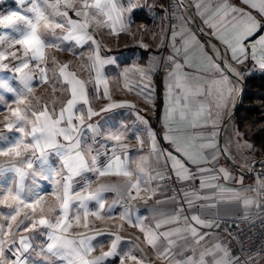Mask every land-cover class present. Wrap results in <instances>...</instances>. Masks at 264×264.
<instances>
[{"label":"crops","instance_id":"crops-1","mask_svg":"<svg viewBox=\"0 0 264 264\" xmlns=\"http://www.w3.org/2000/svg\"><path fill=\"white\" fill-rule=\"evenodd\" d=\"M184 1L189 10L183 12L177 6L176 20L171 28L165 24L164 12L167 0H131L132 4L137 5V7L132 8L130 12L123 11L121 13L127 28L125 31H120L119 25H116L118 34H113L112 22L108 21L107 17L102 14L97 13L94 18L89 19L87 30L96 41V44H93L90 40L84 44H77L75 40L63 41L62 48L64 50L54 51L61 55L54 53L51 56L50 53H53V48H45L44 61L29 60V68L24 69L25 72L31 71L34 77L32 84H35L38 80L37 63L40 67L46 68L50 81L55 79V82L58 80L65 82L67 99L71 98V85L68 81L72 79L73 74L76 79L83 81L74 69H70L73 68L74 64L84 63L92 73L87 82L83 81L84 89L88 93L91 107L100 114L88 120L86 115L88 105H84L82 102L78 104L77 107L85 113V124L81 126L83 130L79 135L82 139L85 134L87 140L84 141L83 139V142L89 146L94 147L96 142L101 141L106 149L115 148V155H119L122 160L127 156L131 162L130 170L134 174L132 182H136L135 176L140 177V193L136 200L130 199L127 191L123 193V200L129 205L127 210L121 209L116 204L109 213L108 205L118 199L117 193L115 191L102 193V202L105 208L101 214L105 218L97 220L95 217L89 216L88 222L92 229H102L104 234L96 236L92 241L95 250L89 258L98 256L102 251L108 250L112 239L115 238L108 235V232L111 231L118 232L122 237L118 245L121 255L130 252L137 259L142 260L143 264H177L178 261L186 260L188 257L199 261L201 255L206 251L213 253V255L205 257L207 264H214L216 260L221 258L225 261V264H232L234 261L232 256L229 254L225 256L223 251L216 249V245H220L221 249H225L215 233L216 220L249 216L258 205L255 191L262 181L261 175L258 173L256 176L255 172L250 171V166L256 159H251L242 154L240 149L242 144L239 145L232 132V120L227 123V118L235 103L238 84L235 78L232 77V73H227L232 77L231 86L233 91L223 107H217V93L211 84L212 70L210 62L220 66L231 65L237 72V65L241 64L232 59V52L218 38V35L228 36L231 34V10L228 9L227 15L225 14L222 9L224 0ZM50 2H53V0H50ZM226 2L264 22V16H261L256 9L250 8L244 0H226ZM118 6L127 9L130 6L129 0H118ZM19 9L20 6L16 3V0H3V3H0V14H7L9 11ZM44 9L46 14L53 11L46 5ZM61 10H64L62 5ZM69 11L71 12L70 9ZM89 11L96 12L94 9ZM191 16L197 21L198 26L208 38L216 43V46L199 33L191 20ZM73 18L81 22L84 21L83 16L75 17L73 14ZM56 19L63 18L56 17ZM56 31L58 36L66 32V30L60 29ZM4 32L8 33L9 38H18L19 36L18 33L11 30L0 29V33ZM173 33H176L175 41L173 40ZM260 35H264V28H261L255 36L246 41V45L249 46V55L242 64L244 66L250 63L252 69L258 71L262 70L257 61L252 59L250 45ZM48 39L53 38L49 36ZM186 41L188 42L187 47ZM97 44L99 45L98 55L100 59H111V63L96 64L93 67L94 58L97 55ZM111 44L116 45L111 47ZM8 48L7 41L0 43L2 51ZM68 48L72 50V56L67 60L62 59V55H68ZM114 48H118L116 54L113 53ZM132 48L138 49L132 50ZM17 49H19V55L23 58V50L20 49V46L17 45L10 51ZM176 49L180 50L179 55L176 54ZM221 52L226 58V64H223L220 60ZM89 57H93V60H90ZM169 57H172L182 67L180 87L177 86L176 76H169V73L174 71ZM259 58L260 53L258 50L257 60ZM54 59L56 63H53ZM186 59L187 63H185ZM8 61L6 63L8 68L0 69V81H7L10 86L19 90L22 87L18 79L19 74L9 69L18 65L20 61L12 60L11 57ZM65 64L67 68L65 69V75L62 76L60 67ZM205 69H208V71H205ZM140 70H143L145 74H142ZM97 71L100 74L99 83H97ZM197 87L200 92L195 95L190 94V89L195 91ZM106 88L109 98H105L104 95ZM9 94L12 93L0 89V95L4 97L3 101H0V113L8 105L7 98ZM15 99H12L9 103L13 107H15ZM110 103L125 106L102 112L101 109ZM99 104L101 105L99 106ZM201 106L204 108V115L196 119L194 114L200 111ZM172 109H175V111H170ZM152 110L154 111L152 112ZM181 111L185 114L183 119L180 116ZM79 114L78 111L76 115ZM138 117H142L143 120ZM88 123L97 125L102 133V136L97 135L95 137V141L92 139V133L86 127ZM193 124H195V127H193ZM115 131L124 134L120 142L106 139L109 132ZM150 132L155 137L158 152L162 153L159 161H157L156 155H150L152 149ZM200 134H203L202 139L198 138ZM73 135H76V133H73ZM58 139L61 143L67 145L68 142L64 141L62 137ZM209 139L214 141L216 147L201 148V145H206ZM173 140L178 142L188 141L193 144L194 150L203 151L206 154L208 163L198 167L196 164L188 162L177 152ZM231 143H234V147L240 150L242 155L236 151H231ZM83 150L87 158L90 153L86 152L85 149ZM169 154L181 160L185 167L192 172L193 178L179 179L183 183L192 184L194 188L193 192L181 198L171 196L162 183V179L158 176V173L163 175L165 169L169 168L172 174L177 177L172 171L171 162H168L165 167L164 157ZM91 156L94 155L91 154ZM56 157L54 152H49V165H53V159H56ZM57 158L59 159V157ZM113 158L114 152L111 151L101 162V167L106 166ZM142 158H145L143 161L145 172L143 173L137 167L138 164H141ZM200 167L209 171L201 174L199 172ZM221 169L226 170L230 178L225 179L224 173L220 171ZM261 170H264V166L258 169V171ZM83 175L91 181L88 191L98 188L101 184L120 186L127 183V178L122 175H107L104 177H99L98 174L93 173H84ZM213 176L216 179H213ZM54 178L61 179L60 176ZM81 179V177L74 178V191H81L79 187L83 183L84 187L86 186L85 180L82 179L81 181ZM42 181L46 182L43 185L42 194H49L53 188L52 181ZM202 182L205 184L204 187H202ZM77 183L80 186H77ZM27 184L25 181V192L31 186V183L29 186ZM28 193L30 195L31 192L28 191ZM82 194L86 195L87 193L83 192ZM132 194H136L135 190ZM149 197L151 198L149 199ZM189 200L191 204H189ZM245 201H251V203L246 204ZM87 205L90 212L99 210V205L95 200L87 201ZM125 211H128L133 223L136 222L137 218L144 221L145 230L157 233L172 232L170 239L173 243L169 244L168 239L159 235L156 246L149 245L144 240V232H141L139 228L132 227L126 221L120 220L121 213ZM78 212L81 215V224L78 226L72 220L73 227L69 230L70 238L78 239L77 234L80 233V230L94 234L83 227V209H80L79 203L74 201L69 209V216L74 217ZM161 213L167 215L162 216ZM109 215H111V219L107 218ZM177 215L179 216L178 221L172 224H162L160 229H156L157 221L162 222ZM193 216L200 217L201 220L211 224L212 227L202 228L192 220ZM55 219L53 222H55ZM121 225L123 226L121 227ZM189 225L196 227L200 234L204 235L205 239L200 244L197 245L191 232L186 230ZM46 229L48 230L46 233L52 231ZM176 229L182 231L178 232ZM165 248L170 250L168 255H160L159 253ZM53 257L56 258V261L59 260L60 263L67 264L66 261ZM105 264H119V257H109L106 259ZM127 264H135V262L129 260Z\"/></svg>","mask_w":264,"mask_h":264},{"label":"snow or ice","instance_id":"snow-or-ice-1","mask_svg":"<svg viewBox=\"0 0 264 264\" xmlns=\"http://www.w3.org/2000/svg\"><path fill=\"white\" fill-rule=\"evenodd\" d=\"M250 8L256 9L261 16H264V0H244ZM3 3V0H0ZM16 3L20 6L19 10H13L7 12V14H0V29L11 30L14 33H18V38H9L8 33H0V43L8 42L9 49L15 48L17 45L23 50V58L19 55V49L9 51L5 49L0 51V62L7 61L10 57L12 60H19L20 63L13 68L9 69L19 74V82L22 87L17 90L10 86L7 81H0V89L4 92L12 93L16 99L14 101L15 107L7 105V115H4L3 120L0 121L3 129L8 132L19 133L12 141L7 142V137L4 136L3 131H0V140L6 141L3 147H0V156L10 157L8 161L0 163V173L5 171H13L19 177L15 187H9L6 191L2 192V199L0 204L5 205L11 211L3 216V220L7 221V224L0 223V237H8L9 240L0 239V264H6L5 244L11 242L12 237L16 235V230H19L23 226L25 232H31L36 229L37 225L51 229L47 233L50 243L47 244L46 251L52 256L58 257L61 261H66L67 264H105V261L109 257H119V264H127V261H134L135 264H143L142 260L137 259L135 255L130 252H126L121 255L118 250V245L122 239L118 232H108V235L114 236L111 245L107 251H102L100 255L91 257L92 252L95 250L92 241L96 236L104 234L102 229H92L89 225V216L95 217L97 220H102L105 217L101 214L105 205L102 202V193L106 191H115L118 199L114 200L112 204L108 205V211L111 212L112 208L120 203L124 199L123 193L127 191L130 199L136 200L140 193V177L135 176V183L132 182L133 172L130 170V159L125 156L122 160L119 155H115V148L113 149L114 158L103 167L98 166V159L96 156H91L89 163L86 158V154L82 148V140L80 133L82 127L85 124V113L77 107L81 102L84 105H88L87 119L91 120L93 117L98 116L100 113L93 110L89 103L88 93L84 89V82L75 78L74 74L72 79L68 81L71 85V98H67L66 102H62V106L57 113L55 104L49 108L51 101H44L42 107L39 110L30 107L31 101L28 97L33 92L32 80L33 76L31 71L25 72L24 69L29 68V60L31 61H44L45 48H55L57 51L64 50L62 48L63 41L75 40L77 44H84L87 41H91L96 44L94 38L89 34L88 21L90 18H94L97 13L107 17L108 21L112 22L113 34L116 32V25H119L120 31H125L127 25L122 19L121 13L123 11H131L132 8L137 5L132 4L129 0V7L127 9L118 6V0H16ZM53 9L50 14H46L44 6ZM61 5L64 10H61ZM71 10V12L69 11ZM96 10V12H90L89 10ZM222 9L227 15V10H231L232 20L230 21L231 34L228 36L218 35V38L225 43L229 50L232 52V59L237 63H243L244 59H247L249 55V46L246 45V41L250 37H253L258 33L261 28H264V22L256 19L255 16L250 13H245L240 9H237L224 0L222 3ZM75 17H84V21L74 19ZM56 17H62L63 19H56ZM99 23V21H98ZM57 29L66 30L65 34H57ZM53 39H48V37ZM176 33H173V40L175 41ZM186 47L188 42L186 41ZM251 56L254 61H257L261 70H264V35H260L253 44L250 45ZM99 45L97 44V55L94 58L93 67L96 64L111 63V59L101 60L98 55ZM259 50L260 58L257 60V51ZM180 50L176 49V54L179 55ZM93 60V57H89ZM172 63L174 71L169 73V76L175 75L177 78V86L180 87L182 80V67L176 63L172 57H169ZM53 63H56L55 59ZM187 63V59L185 60ZM37 69L40 73V80L44 84H49L51 81L47 75L46 68H42L37 63ZM8 68V64L0 63V69ZM67 65L60 67V74L65 75V69ZM210 68L212 70L211 84L214 86L217 93V107H223L226 105L230 94L233 91L231 86L232 77L239 76L240 74L231 65L220 66L218 64H212L210 62ZM142 74H145L143 70H140ZM208 71V69H205ZM227 73H232L230 77ZM100 74L97 71V83H99ZM56 91L53 86V92ZM60 91H64L63 88ZM200 89L197 87L195 91H191L190 94H198ZM105 98H109L108 90L105 89ZM3 95H0V101H3ZM37 104H39V98H37ZM123 104L110 103L106 107L102 108V112H108L111 109L124 107ZM134 107V106H132ZM79 115H76L77 112ZM172 112L175 109L170 110ZM204 115V108L201 106L200 111L195 113L196 119L201 118ZM181 119L185 117L183 111L180 113ZM143 120L142 117H138ZM146 123V121H145ZM215 123V122H213ZM87 129L92 133V139L95 141V137L100 135V128L92 123L86 125ZM195 127V124H193ZM76 133V135H73ZM149 136L152 137V149L150 155H156L157 161L162 157V153L158 152L154 135L150 132ZM214 136V133H213ZM62 137L64 141H67V145L61 143L58 138ZM124 137L122 132H109L107 135L108 140L120 142ZM168 138V137H166ZM198 138H203V134H200ZM143 143V141H141ZM176 146L177 152H179L188 162L199 165L208 163L206 154L203 151L194 150V145L188 141L178 142L173 140ZM209 147L215 148L216 144L212 139H209L206 145H201V148ZM249 147H252L249 145ZM54 152L59 157L61 167L57 170L54 166L49 165V152ZM91 152L90 147L88 153ZM19 160L18 166L15 162ZM142 158L141 164L137 167L141 173L145 172L143 167ZM165 159V167L168 162L172 164V171L176 174L180 180H186L193 178L192 172L185 167V164L175 156L169 154ZM209 171L208 169L199 168V172L204 174ZM224 173L225 179L230 178L226 170L221 169ZM67 173V174H65ZM84 173L98 174L99 177L107 175L124 176L127 178V183L124 185H106L101 184L98 188L88 191V187L91 181L85 177ZM60 176V180H55L54 177ZM160 179H164L163 175L158 173ZM81 177L85 180V188L81 191H74V178ZM27 178H31L33 185L37 184V178L40 180H48L53 182L52 191L49 195L56 201V206H50L47 211L53 213L56 217L55 222L46 218L43 213L45 209L43 204L45 197L38 193L25 195L24 181ZM155 178V177H154ZM216 179L215 176L212 177ZM205 184L202 182V187ZM133 190L136 194L133 195ZM86 192L87 194H82ZM151 197H149L150 199ZM174 199V198H173ZM95 200L99 205V210L90 212L88 209L87 201ZM79 203V208L83 209V227L89 229L90 233H78V239L70 238L69 230L73 227L72 220L76 225L81 224V215L79 212L74 216H69V209L73 202ZM191 204V201H188ZM246 204L251 201H245ZM25 209L29 211H24ZM41 213L40 218L35 219L37 211ZM155 212V210H153ZM29 212L31 215H29ZM23 213V219H18ZM160 215H167L161 213ZM111 219V215L107 217ZM25 220H30V224H25ZM121 221H126L132 227L139 228L141 232H144V240L153 247L156 246L157 238L162 235L165 239H168L169 244L173 243L170 239L172 232L157 233L151 230H145L144 221L137 218L133 223L128 211L121 213ZM179 220V216L169 217L164 221H157L156 229H160L162 224H172ZM192 220L202 228H210L211 224L205 223L198 216H193ZM123 225H121L122 227ZM7 228V231H5ZM194 239V242L198 245L205 239L204 235H201L198 229L189 225L188 229ZM176 231H182L176 229ZM29 237L21 235L19 237L20 249L17 252V259L13 261V264H25L20 259V251H27L30 248L28 243ZM216 249L223 251L225 256L228 255L226 249H221L220 245H216ZM43 251V250H42ZM169 249L165 248L159 254L167 256ZM213 255L211 251H206L200 257L199 261L194 260L192 257H188L186 260L178 261L177 264H207L205 260L206 256ZM214 264H225V261L221 258L216 260ZM232 264H239V260H235Z\"/></svg>","mask_w":264,"mask_h":264},{"label":"rangeland","instance_id":"rangeland-1","mask_svg":"<svg viewBox=\"0 0 264 264\" xmlns=\"http://www.w3.org/2000/svg\"><path fill=\"white\" fill-rule=\"evenodd\" d=\"M115 45L116 44H111V47H115ZM8 50L10 51L11 49L8 48ZM0 51H2V49H0ZM54 51H56L55 48H53V53H50L51 56H53L54 53L55 54L57 53ZM71 51L72 50L68 48V52H69L68 55L67 54L62 55V59H65V60L69 59L72 56ZM57 54H59V53H57ZM59 55H61V54H59ZM7 62H9V61L8 60L3 61V63H7ZM73 69H74V71H76L78 73V75L83 79L84 82L85 81L87 82V80L90 78L89 76L92 75L91 71L88 70V68L86 67V65L84 63H80L78 65L74 64L73 68L70 70H73ZM37 72H38L37 83L32 84L33 92L28 97V100L31 101L30 107L34 108L36 110H39L42 107L44 101H51L52 103L49 104V108H51L52 104L54 103L55 107H56V111L58 113L59 108L62 106V102H65L66 96H67L65 82L63 83L60 80L55 82V79H53L49 84H44L40 80V73H39L38 69H37ZM53 86H55V88H56L55 92H53ZM61 88H63L64 91H60ZM15 98L16 97L13 94H9V96L7 98L8 105H10L9 103L12 101V99H15ZM37 98H39V104H37ZM100 105L101 104H99V106ZM3 110L4 111L0 113V121L3 120L4 115H7V107H5ZM153 111L154 110H152V112ZM0 131H3L4 136L7 137V142L12 141L16 136L19 135V133L8 132L7 130H4L2 124H0ZM115 132H117V131H115ZM99 136H102V133ZM83 139H84V141L87 140L85 138V134L81 139L82 140V148L85 149L86 152H88L89 147L91 149V152H90L89 156L87 157L89 163L91 161V154H93L94 156L97 157L98 163H101L107 157L108 153L113 151V149L108 150L105 147H103L101 141L96 142L95 146L92 147V146L87 145V143L85 144L83 142ZM5 143H6V141L0 140V147H3L5 145ZM230 148H231L232 152L236 151L238 154H241L240 150H238L236 147H234V143H231ZM9 159H10V157L0 156V163L8 161ZM15 162L18 164V166L23 167V165L19 164L18 159ZM52 164H53L52 166H54L57 170H59L61 167L60 160L57 157H56V159H53ZM98 166L101 167L100 165H98ZM262 172H263V174L261 175V180L264 179V170H262ZM54 179L58 180L56 178H54ZM18 180H19V177L13 171H5L3 173H0V199H2V192L6 191L7 188H9V187L14 188L15 184ZM79 180H77V182H79ZM25 181L28 183L27 186H29V184L31 183V186H30L29 190H26L25 195H29L28 191H30L31 192L30 194L38 193L39 195L44 196L45 202L43 204V207L45 209V212L43 213V215L46 218L54 221L55 215L53 213L48 212L47 209L50 206H56V201L53 200L52 197L48 193L42 194L43 185L46 184V182L45 181L43 182L39 178H37L38 182L35 185L32 184L31 178H27ZM25 181H24V183H25ZM81 181H82V179H81ZM51 184L53 186V182ZM77 186H80V184L77 183ZM79 188L80 189L85 188L84 183ZM10 211H11V209L7 208L3 204H0V223H4L5 225L7 224V221L3 220V216L8 214ZM24 211H29V210L25 209ZM29 215H31L30 212H29ZM40 215H41V213L38 210L34 218L38 220L40 218ZM18 219H23V213L21 214V217H18ZM30 223H31L30 220H25V224H30ZM5 231H7V228H5ZM47 231L48 230L45 227L40 226V225H37L36 229L31 231V232H25L23 230V226H21V228L19 230H16V235L14 237H12L11 242L6 243L4 246V248H5L4 259H5L6 264H13V261H15L17 259L16 254H17L18 250L20 249L19 237L21 235L28 236L29 237L28 243L30 244V248L26 252L20 251V253H19L20 259H22L25 262V264H65L64 262L60 263L59 260L56 261V258H54L50 253H48L46 251L47 244L49 243L48 236L46 233ZM81 232L85 233L86 231L80 230V233ZM0 239H5L6 241L9 240L8 237H0ZM159 263H161V262L159 261Z\"/></svg>","mask_w":264,"mask_h":264},{"label":"built area","instance_id":"built-area-1","mask_svg":"<svg viewBox=\"0 0 264 264\" xmlns=\"http://www.w3.org/2000/svg\"><path fill=\"white\" fill-rule=\"evenodd\" d=\"M176 0H167L165 7V24L171 28L175 23L177 12ZM264 165V162L260 164ZM257 176L259 171L255 168ZM162 183L169 194L175 198L193 192V185L183 183L175 177L169 168L163 172ZM255 197L258 205L254 212L246 217H236L232 219L216 220L215 233L224 245L227 253L233 257L234 261L239 260V264H264V179L257 186ZM121 209H129V205L124 200L118 203Z\"/></svg>","mask_w":264,"mask_h":264},{"label":"trees","instance_id":"trees-1","mask_svg":"<svg viewBox=\"0 0 264 264\" xmlns=\"http://www.w3.org/2000/svg\"><path fill=\"white\" fill-rule=\"evenodd\" d=\"M135 49L138 48H132ZM117 51L118 48L113 53ZM242 64L237 65L243 90L232 119V132L239 145L242 144L243 155L251 159L264 158V70H254L250 63ZM98 165L101 166V163ZM259 174H263L262 170Z\"/></svg>","mask_w":264,"mask_h":264},{"label":"water","instance_id":"water-1","mask_svg":"<svg viewBox=\"0 0 264 264\" xmlns=\"http://www.w3.org/2000/svg\"><path fill=\"white\" fill-rule=\"evenodd\" d=\"M176 2H177V5H178V7L183 11V12H186V11H188L189 9H188V6L186 5V3H185V1L184 0H176ZM191 20H192V22H193V24H194V26L197 28V30L199 31V33L206 39V40H208L209 42H211V43H214V45L216 46V43L213 41V40H211L210 38H208V36L205 34V32L198 26V24H197V21L191 16ZM219 49V51H221L220 50V48H218ZM220 60H221V62L223 63V64H226V58H225V56H224V54H222V52H221V54H220ZM235 78V80H236V82H237V84H238V91H237V94H236V99H235V103H234V106H233V108H232V110H231V112H230V114H229V116H228V118H227V123L228 122H231V120L233 119V116H234V114L236 113V111H237V109H238V106H239V103H240V100H241V96H242V90H243V82H242V80H241V78L240 77H234ZM264 162V158H258V159H256L252 164H251V166H250V171H253L255 168H258V169H260V164H262ZM230 163H232L231 161H230Z\"/></svg>","mask_w":264,"mask_h":264},{"label":"bare ground","instance_id":"bare-ground-1","mask_svg":"<svg viewBox=\"0 0 264 264\" xmlns=\"http://www.w3.org/2000/svg\"><path fill=\"white\" fill-rule=\"evenodd\" d=\"M175 20H176V16H175ZM237 77V76H236Z\"/></svg>","mask_w":264,"mask_h":264}]
</instances>
